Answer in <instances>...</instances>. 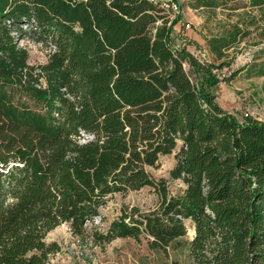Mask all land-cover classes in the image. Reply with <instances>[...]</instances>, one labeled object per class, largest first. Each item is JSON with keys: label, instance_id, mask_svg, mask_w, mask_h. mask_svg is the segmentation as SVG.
Segmentation results:
<instances>
[{"label": "trees", "instance_id": "trees-1", "mask_svg": "<svg viewBox=\"0 0 264 264\" xmlns=\"http://www.w3.org/2000/svg\"><path fill=\"white\" fill-rule=\"evenodd\" d=\"M183 5L227 20L201 59L154 0H0V264H47L62 225L99 246L144 238L163 253L186 244L194 264H264V122L215 94L230 51L264 38V0ZM25 38L45 62L30 63ZM242 73L262 77L264 62L226 81ZM173 152L178 195L149 172ZM145 187L154 209L87 233L110 196Z\"/></svg>", "mask_w": 264, "mask_h": 264}, {"label": "rangeland", "instance_id": "rangeland-1", "mask_svg": "<svg viewBox=\"0 0 264 264\" xmlns=\"http://www.w3.org/2000/svg\"><path fill=\"white\" fill-rule=\"evenodd\" d=\"M179 1L185 2V0ZM178 16L181 17L175 26L176 32L180 33L183 42L190 44L186 45L187 50L200 59L206 55L202 43L204 38L217 35L227 21L224 13L220 11L208 17V15L200 16L196 12H189L184 8ZM182 41L179 44H183ZM258 42L260 44L255 46ZM19 46L27 49L31 64L46 61L49 50L42 44L25 38L19 41ZM263 51L264 38L255 35L244 41L237 50L230 51V65L219 72L221 82L215 91L216 102L224 111L236 114L239 118L247 115L264 122V76L252 77L242 73L226 81L234 72L248 65L264 62V53H261ZM175 153L160 157L158 165L149 169L154 179H162L166 182L171 195H178L183 190L180 181L170 178V171L175 164ZM158 202V195L149 187L139 191L114 194L100 210V216L86 224V231L88 234L93 230L104 232L109 224L121 215L124 208L137 207L141 211H149L154 209ZM186 226L189 229L187 240H191L193 237L191 225L186 222ZM46 242L56 243L59 247L58 252L49 257L47 264H194L186 244L169 249L165 253L150 250L144 238L139 241L131 238L117 239L99 246L92 243L88 235L83 238L74 236L67 225L51 231L46 237Z\"/></svg>", "mask_w": 264, "mask_h": 264}, {"label": "built area", "instance_id": "built-area-1", "mask_svg": "<svg viewBox=\"0 0 264 264\" xmlns=\"http://www.w3.org/2000/svg\"><path fill=\"white\" fill-rule=\"evenodd\" d=\"M154 2L166 10L171 15V18L178 16L181 11L178 3L172 0H154Z\"/></svg>", "mask_w": 264, "mask_h": 264}, {"label": "crops", "instance_id": "crops-1", "mask_svg": "<svg viewBox=\"0 0 264 264\" xmlns=\"http://www.w3.org/2000/svg\"><path fill=\"white\" fill-rule=\"evenodd\" d=\"M182 1H184V0H182ZM178 3H179V5H181V7H180V10H184V8H186V10H188L189 12L191 11V12H196V13H198L200 16H203V14H201L200 12H197V11H195V10H193V9H190V8H188V7H186V6H182V4L184 3V2H180L179 0H178ZM181 17V16H180ZM185 36L186 37H188L189 39H190V37H189V35L188 34H186L185 33ZM206 38H208V37H206ZM206 38H204V40L202 41V43H204L203 45H204V47H203V51L207 54V51H206V42H205V39Z\"/></svg>", "mask_w": 264, "mask_h": 264}]
</instances>
